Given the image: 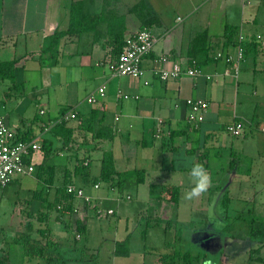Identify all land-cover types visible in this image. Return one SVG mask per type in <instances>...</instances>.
Instances as JSON below:
<instances>
[{"label":"crops","instance_id":"0c3cea01","mask_svg":"<svg viewBox=\"0 0 264 264\" xmlns=\"http://www.w3.org/2000/svg\"><path fill=\"white\" fill-rule=\"evenodd\" d=\"M139 2L161 21L160 26L149 28L156 43L142 63L144 75L140 79L112 76L108 63L118 53L113 36L124 41L140 30L134 10ZM75 3L80 14L73 20ZM263 20L264 0H0V64L16 61L13 74L0 77V116L20 137L40 138L41 146L44 143L35 156L34 172L4 187L13 186L18 191L11 209L12 222L5 225L11 236H0V259L6 264H45L24 256L22 245L14 241L19 236L28 235L41 245L49 239L59 244V251L66 238L74 243L82 241L84 234L71 229L73 211L60 213L54 221L56 210L48 206L55 204L66 184L82 189L93 199L92 207L97 211L115 202L125 187L133 186L136 201L147 205V215L154 203L160 204L156 200L159 187L191 190L192 164L200 163L206 152L211 172L209 167L217 165L223 150L230 152L224 155L229 160L228 175L219 184L213 178L211 186L228 200L234 195L246 204L258 191L264 194V113L259 115L247 105L251 96L261 99L257 82L264 81L259 76L264 72V32L259 28ZM225 25L237 29L232 46L223 45ZM201 31L207 32L211 46L218 43L211 49L213 62L201 66L195 77L160 79L158 70H169L176 64L189 66L186 55L190 41ZM57 33L62 35L53 42ZM244 46L253 50L244 54ZM162 57L166 62L159 61ZM246 81H253L251 95L239 91ZM99 88H104L103 96L98 95ZM94 95L96 101L89 103L88 97ZM187 99L209 103L203 122L196 127L186 121ZM257 102L264 109V98ZM68 111L78 120L66 122L63 134L57 135L54 129L41 132L42 125ZM88 120L94 132L104 127L113 133L115 170L117 174H132L120 187L98 179L102 146L95 144L94 132L85 127ZM233 121L244 126L237 151L232 140L236 137L225 129ZM68 135L70 139L64 143ZM210 150L214 152L210 154ZM141 179L143 183H138ZM151 186L157 188L151 192ZM234 190L240 194L235 195ZM263 201L254 202L256 209L247 211L249 221L264 220V210H260ZM75 205L81 207L82 200L74 198L73 209ZM92 214L95 210L89 208L88 218ZM127 232L126 226L125 237L115 240L114 257L115 244L131 238ZM34 234L39 237L35 239ZM143 234L147 236V230ZM263 252L264 248L260 254ZM63 260L61 264L70 258Z\"/></svg>","mask_w":264,"mask_h":264},{"label":"rangeland","instance_id":"374dc122","mask_svg":"<svg viewBox=\"0 0 264 264\" xmlns=\"http://www.w3.org/2000/svg\"><path fill=\"white\" fill-rule=\"evenodd\" d=\"M239 15L240 13L238 12L236 14L238 20L240 19ZM236 20H234L235 23H238ZM259 28L260 32L263 33L264 20L262 21V27ZM217 44L216 42L212 44L213 50L218 47ZM260 74V78L261 76L264 78V72ZM252 82L246 81L242 83L239 91L251 95L254 90ZM257 84L259 85L257 94L261 99L251 96L247 105L251 111L255 110L259 115H262L264 109L257 100H263L264 98V81H261V83L257 82ZM65 109L68 110L69 108ZM232 140L237 151L240 148L238 144L240 138L236 137L232 138ZM112 144L107 141L105 146L108 150H112ZM213 152V150L209 151L210 154ZM229 153H225L222 150L221 159L215 163L217 165L209 167L211 180L214 178L218 184L227 177L226 174L228 175L226 171L230 165L229 160L224 159V155ZM134 190L133 186L125 187L122 190L123 195L116 197L115 202L104 204L96 212L97 215L92 214L88 218L82 241L74 243L72 240L69 241L68 238L64 240V245L59 255L65 259L70 258L65 264H161V255L170 256L167 264H188L180 258L184 253H190L193 258L191 264H256V262H249L248 260V251L254 248L255 244L247 237V224L249 221L247 219V211L256 209L257 205L252 206L254 202L257 203L260 200H264V194L261 191H258L256 196H251L249 199L251 202L246 204L234 195L233 198L224 202L223 192H220L211 184L207 191L201 193L200 198L193 197L188 199L187 194L190 190H183L179 194L177 209L173 210L169 217L172 220L170 227L165 229L166 221H156L152 227L150 226L149 229H146L144 218L151 216L155 212L154 210L158 211L160 204L158 202L154 203L146 215L147 205L144 202L136 201ZM16 191L18 190L13 186L0 188L1 237L9 238L11 236L5 225L12 222L13 219L11 209L15 204ZM234 192L235 195L240 194L239 190H234ZM23 194V192L20 193L19 198ZM128 194L130 199H127ZM25 195L26 198H31V194ZM194 199L195 201H193ZM261 205L263 207L260 210L263 211L264 201ZM48 206L55 210L54 203L51 202ZM75 206L78 207V205ZM90 206L92 207L91 202ZM167 209H170V205L163 209L160 214L163 219L169 216ZM108 210H112L114 214L113 212L112 214H107ZM73 214V219H75L76 214ZM59 216L60 212L57 210L52 214L54 221ZM69 220L73 221L71 217H68ZM126 226L128 227L127 234H130L131 237L129 238L130 256L126 258L114 257L112 254L114 242L125 237ZM146 230L147 236H143V232ZM233 235L241 238L233 239L231 238ZM33 237L36 239L39 236L34 234ZM263 254L261 253L262 256ZM199 257L201 259L197 260ZM17 259L20 262L21 257L18 256Z\"/></svg>","mask_w":264,"mask_h":264},{"label":"trees","instance_id":"16d2710c","mask_svg":"<svg viewBox=\"0 0 264 264\" xmlns=\"http://www.w3.org/2000/svg\"><path fill=\"white\" fill-rule=\"evenodd\" d=\"M78 4L75 3L73 5V20L74 16L78 13ZM134 10L137 13V16L139 17L140 21V30L141 29H149L151 26H160L161 21L157 17L156 13L150 8H146L144 10V2H139L135 7ZM236 27L225 25L224 28V43L225 46H232L235 44L234 42V35L236 33ZM62 34L57 33L53 36L52 41L57 42L58 37H60ZM114 43H116L118 47V53L113 55L117 59L122 46L124 44V41H122V37H115V34L113 36ZM56 44V43H55ZM213 46L209 44L208 34L206 31H201L197 33L190 41L188 52H187V63L189 66H194L197 68H200L201 66H204L210 62H213L214 57L212 56L211 49ZM243 49V47H242ZM213 50V49H212ZM250 50H253L252 47L244 46L243 52L246 54ZM112 60V61H114ZM16 64V61H11L7 63H1L0 64V77L1 76H11L14 72V66ZM94 114V112H93ZM92 119V118H91ZM86 121L83 122V124ZM85 127L89 132H94L92 129V122L91 120H88ZM83 125V127H84ZM65 123L62 124H56L53 125L51 129L55 130V133L63 134ZM41 132H43V129L41 128ZM48 132V131H47ZM17 137L22 141H29L30 138L27 137H20L17 133ZM70 139V135L64 137V143H67ZM113 140V133L108 128H100L98 131L94 132L93 135V141L95 144H100L102 147H99L102 151V159H101V166H100V174H99V180L105 184H109L110 186H122L124 182L132 176L131 173H121L117 174L115 170L114 165V159L112 150H108L105 146L106 142H111ZM44 143L42 141V149H43ZM99 146V145H98ZM208 156L207 153L204 152L200 156V164H203L208 169ZM233 166V165H232ZM116 177V178H115ZM116 179V180H115ZM138 183H143V179L138 180ZM66 186L65 185L63 189V194L60 195V197L57 199V201L54 204L55 210L59 211L61 215L72 213L74 211L73 205H74V197L71 195L66 194ZM151 192L154 191L157 187L151 186ZM179 194L180 189L178 186H171V185H163L159 187V191L156 195V200L160 202L159 210L152 213L151 216L146 217L145 225L146 227H150L153 224L156 223V221H166L165 229L170 227V224L172 223V220L169 218L171 216V213L173 210L177 209L178 201H179ZM228 200L227 195H224L223 201L226 202ZM223 202V203H224ZM170 205V209L168 210L169 216L165 219L160 216V214L163 212V209H165L167 206ZM57 206H60V209H57ZM89 208H92V210H95V214L97 212V209L95 207H91L89 204H84L81 207H79V212L75 215L74 224L73 227H71L72 231H74L77 234H84L87 226L88 216L87 212ZM73 209V210H72ZM74 215V214H73ZM97 215V214H96ZM248 232L247 237L255 243L256 248H253L249 251V262H257L264 264V254L261 257L260 252L264 248V220H251L248 221ZM231 238H241L240 236H231ZM15 244L22 245L23 247V254L25 257L32 259V258H38L39 260H42L45 264H56V263H62L64 262L61 255H59V244L56 242H53L48 239V241L45 244H40L38 241L33 240L30 238V236H19V238L14 239ZM75 241V240H74ZM114 255L116 257H129L130 256V249H129V237H127L125 240L118 242L115 244L114 249ZM169 255H161L160 262L161 264H167V261H169ZM184 262L191 264L193 261V258L191 257L190 253H184L181 257ZM201 258L199 257L200 260ZM0 264H6V262L2 259H0Z\"/></svg>","mask_w":264,"mask_h":264},{"label":"built area","instance_id":"2783aa9c","mask_svg":"<svg viewBox=\"0 0 264 264\" xmlns=\"http://www.w3.org/2000/svg\"><path fill=\"white\" fill-rule=\"evenodd\" d=\"M156 38L150 29H141L129 35L122 46V49L114 61H109L108 67L112 76L129 77L140 79L144 75L142 63L146 56L152 51ZM218 58L221 57L219 53ZM242 57V49H238V58ZM166 62V57L159 59ZM199 68L194 66L183 67L173 65L169 70L156 71L160 79H177L182 75L195 77L199 74ZM104 88L98 89V95L103 96ZM89 103L96 101L95 96L88 97ZM186 121L196 127L203 122L209 103L199 99H187L185 101ZM71 120H78L72 111L61 114L58 119L50 124L42 125L43 132H47L53 125L66 123ZM226 131L233 137H239L244 131L240 121H233L226 126ZM264 132V129H263ZM42 150L40 138L29 141H22L17 137V131L9 127L5 119L0 116V187L4 188L18 177L31 175L35 170V156ZM97 187V186H96ZM66 194L75 199H81L82 204H89L91 199L84 195L82 189L74 185L66 186ZM57 206V209H60ZM79 207L74 208L73 213L77 214ZM113 211H107L112 214Z\"/></svg>","mask_w":264,"mask_h":264},{"label":"clouds","instance_id":"9594fccd","mask_svg":"<svg viewBox=\"0 0 264 264\" xmlns=\"http://www.w3.org/2000/svg\"><path fill=\"white\" fill-rule=\"evenodd\" d=\"M189 175L191 176L194 185L187 194V198L191 199L207 191L212 180L207 168L200 163L192 164Z\"/></svg>","mask_w":264,"mask_h":264}]
</instances>
